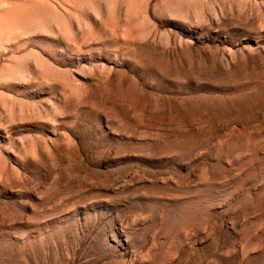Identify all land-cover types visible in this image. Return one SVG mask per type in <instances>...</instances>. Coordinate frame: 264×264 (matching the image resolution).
<instances>
[{"label": "rangeland", "instance_id": "rangeland-1", "mask_svg": "<svg viewBox=\"0 0 264 264\" xmlns=\"http://www.w3.org/2000/svg\"><path fill=\"white\" fill-rule=\"evenodd\" d=\"M0 264H264V0H0Z\"/></svg>", "mask_w": 264, "mask_h": 264}]
</instances>
